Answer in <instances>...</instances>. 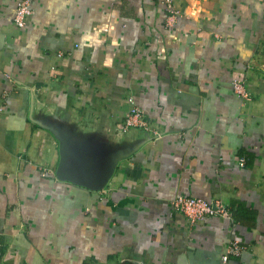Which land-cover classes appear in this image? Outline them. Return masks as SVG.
I'll return each instance as SVG.
<instances>
[{"label":"crops","instance_id":"crops-1","mask_svg":"<svg viewBox=\"0 0 264 264\" xmlns=\"http://www.w3.org/2000/svg\"><path fill=\"white\" fill-rule=\"evenodd\" d=\"M29 1L16 27L0 0V264H264V0ZM46 126L73 156L137 149L89 189Z\"/></svg>","mask_w":264,"mask_h":264},{"label":"water","instance_id":"water-1","mask_svg":"<svg viewBox=\"0 0 264 264\" xmlns=\"http://www.w3.org/2000/svg\"><path fill=\"white\" fill-rule=\"evenodd\" d=\"M46 127L52 131L60 143V159L56 169L57 178L68 180L93 190L102 189L111 177L117 161L137 149L135 147L127 151L115 150L101 153L99 152V146L93 154L94 157L85 158L88 155L87 153L73 156L68 148L69 134L53 126ZM85 160H89V162H85Z\"/></svg>","mask_w":264,"mask_h":264},{"label":"built area","instance_id":"built-area-1","mask_svg":"<svg viewBox=\"0 0 264 264\" xmlns=\"http://www.w3.org/2000/svg\"><path fill=\"white\" fill-rule=\"evenodd\" d=\"M33 9L30 5L29 0H19L14 11H13V23L16 27H23L27 24L29 17L32 16ZM234 88L238 91L239 86L237 83L234 84ZM129 103L131 104V108L129 113L126 115L123 125L121 126L123 129L128 127H145L146 120L142 116V111L136 104L134 100L129 97ZM240 163H243V160H240ZM170 208L173 211H178L183 213L188 219L192 222L197 221L205 216H209L215 214L217 212H222L224 214L229 213L227 207H224L222 204L213 203L211 201L194 197V196H185L179 195L175 197L170 204ZM238 246L232 244L230 246V250L233 252H237Z\"/></svg>","mask_w":264,"mask_h":264}]
</instances>
